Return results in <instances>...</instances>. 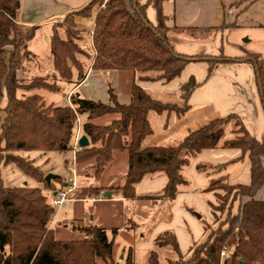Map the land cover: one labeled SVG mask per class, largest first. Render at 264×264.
<instances>
[{"label":"trees","instance_id":"16d2710c","mask_svg":"<svg viewBox=\"0 0 264 264\" xmlns=\"http://www.w3.org/2000/svg\"><path fill=\"white\" fill-rule=\"evenodd\" d=\"M163 4L164 0H148L144 5L142 0H93L84 9L69 14L62 23L53 25L50 37L52 81L41 76L27 85L18 78V73L28 57H36L29 45L39 27L19 24L20 0H0V101L4 92L8 98L6 108L2 110L0 106V112L5 113L4 118L0 116V167L15 164L27 176L44 182L46 188L55 191L54 183L45 182V175L33 161L15 153L73 151L78 118L87 116L82 134L87 136L90 145L75 152L74 160L78 165H90L94 171L92 175L99 177L113 161L115 152L127 151L128 170L120 188L123 197L134 199V186L145 175L163 172L168 177L163 197L174 200L179 187L188 183L183 170L190 158L204 150L218 148L224 126L234 118L240 136L223 147L238 149L241 158H249L250 184L230 185L224 176L211 180L208 191L215 192L216 199L223 204L220 208L211 204L214 224L220 220L216 211L221 212V216L226 212V220L215 229L209 225L207 239L195 243L188 258L181 255L173 232L160 234L155 244L159 248L169 247L179 255L178 260L168 264H264V201L255 199L264 186V142L253 138L238 118L229 116L215 120L189 133L176 146L144 149L143 142L152 133L149 114L175 112L180 116L185 114L187 105L184 109L163 104L135 83L128 105L118 101L112 88L108 90L110 104L87 100L77 94L72 95L71 106L46 104L37 93L18 96L22 89L58 90L56 81L61 79L77 86L85 80L90 66L97 71L154 72L159 74L158 79L170 82L179 77L192 60L209 65L208 77L219 64L234 61L222 54L192 58L177 54L167 39L169 28ZM150 7L156 12L155 24L147 16ZM96 8L99 10L94 16V29L89 32L90 39H86L94 52L91 55L79 44L86 31L78 30L76 17L89 19ZM246 54L257 68V84L264 106V62L258 54L250 51ZM198 86L193 77L181 86L185 104ZM112 115L117 118L108 125L95 123L97 119ZM208 169L206 165L197 167L200 172ZM57 179L63 182L61 177ZM83 189L81 195L84 197L106 196L105 189ZM218 190L225 191L224 200L232 199L228 208L223 207L226 202ZM243 198L247 199L245 203L241 202ZM234 204L238 206L236 213L233 212ZM54 214L55 208L41 189L5 187L0 168V264H135L132 248L124 260L115 258L114 241L98 226L75 227V232L84 236L79 240L57 239L55 231L49 228ZM146 264H161L156 250L149 252Z\"/></svg>","mask_w":264,"mask_h":264},{"label":"crops","instance_id":"0c3cea01","mask_svg":"<svg viewBox=\"0 0 264 264\" xmlns=\"http://www.w3.org/2000/svg\"><path fill=\"white\" fill-rule=\"evenodd\" d=\"M92 1L20 0L17 20L19 24L24 26L39 27L37 33L45 31L42 40L50 45L53 25L61 23L69 14L84 9ZM147 1L142 0V5ZM163 10L167 17L166 25L169 28L167 39L177 54L189 58L218 57L222 54L234 61L219 64L213 74L208 77L209 65L206 62L192 60L187 64L182 74L170 82L158 79L159 74L154 72L97 71L90 66L86 70L85 80L74 86L70 93L75 94V91L81 89L88 81H94L97 86H101L99 76L107 74L115 80L113 82L115 88L117 84L122 85V82L125 85V96L118 97L114 92L121 104L128 105L130 103V92L135 83L141 86L153 99L163 104L175 105L184 109L187 105L185 114L180 116L175 112L149 114L152 133L144 140V149L176 146L189 133L197 131L215 120L226 119L229 116L238 118L253 138L264 142V106L257 84V68L254 62L247 58L246 54L247 51L258 54L264 62V0H164ZM94 16L95 11L89 19L76 17L80 30L92 32L94 27L87 30L83 25L88 21L94 26ZM147 16L151 22L156 23V12L152 7L148 8ZM32 52L36 57L39 56L36 51ZM88 52L91 55L94 53L93 50ZM43 68V64L38 67L40 72L43 71ZM192 77L195 78L199 86L191 94L188 103L185 104L181 97V86ZM116 90L118 89H113V91ZM104 103H111L109 94L108 100H104ZM82 117L87 118L86 116ZM116 118H110V123ZM82 136L81 128L80 138ZM239 136L236 120H231L224 126L218 148L204 150L197 156L190 158L189 164L183 170V175L187 182H189L188 179L191 181L189 183H192V188H187V185L179 187L175 199L169 200L177 208L174 220L170 224L159 225L154 235L163 231H170L175 234L180 250L184 248L183 245L190 247L196 243L201 231L197 229L193 236L192 228H190L191 232L187 231L189 225L194 227L195 223L191 214L183 209L182 203L189 198L200 199L202 192L208 191L210 182L215 177H226L230 185L250 184L251 163L249 158H241L242 153L238 149L223 147L226 142ZM262 162L264 167V158ZM119 164H123L125 178L129 164L127 151L115 152L113 161L103 171L108 186L97 188L105 189L106 197L101 195L93 198H78L72 201L76 204L93 202L109 206L111 210L109 217L114 220V224L108 225V221L103 215L97 216V214L90 213L87 218H84L86 223L83 226H98L104 228L107 234L109 230H114L118 236H124L128 248L113 240L115 258L122 261L131 248L129 232L125 228L126 223L129 222L126 216L129 206L137 199L145 203L150 201L153 204L157 203L155 201L158 200H168L163 197L168 177L163 172L145 175L141 182L134 186L136 197L127 199L123 197L120 191L123 185L111 186L113 181L122 175H116ZM242 164H244L243 167H241ZM199 165H206L209 169L200 172L197 170ZM78 167L79 165L76 164V170ZM216 169L218 172H216L217 176L214 177L213 174ZM209 171L210 173H208ZM89 177L88 175L87 179ZM62 185L65 187L67 183L64 181ZM59 190L60 188L53 191V196ZM108 192H111V195H107ZM255 199L264 201V186L258 191ZM246 201L245 198L242 203ZM76 218L81 220L82 217L76 214ZM180 225H183L184 228ZM64 227L68 228L67 225ZM181 237H183L184 242ZM121 254L123 259L119 258Z\"/></svg>","mask_w":264,"mask_h":264},{"label":"rangeland","instance_id":"374dc122","mask_svg":"<svg viewBox=\"0 0 264 264\" xmlns=\"http://www.w3.org/2000/svg\"><path fill=\"white\" fill-rule=\"evenodd\" d=\"M103 7V6H102ZM99 10V8L95 9V13ZM64 21V20H63ZM62 21V22H63ZM61 22V23H62ZM57 24V23H56ZM83 27L87 30L92 29L93 23L86 22ZM78 30L80 28L78 27ZM45 31H41L37 33L36 37L31 41L29 45V50L36 51L39 56L38 57H28L27 61L24 64V67L19 71L18 78L22 81L23 84H29L31 81L36 77H48V80L52 81L51 76L53 73V67L51 64V47L50 45L46 44L42 40V35ZM86 39H90V34L88 32H84L82 37V41L79 44L84 48L86 51H91L92 46ZM87 61V60H86ZM88 64V61L85 62ZM43 64L44 68L43 71L40 72L38 69L39 65ZM99 79L101 80V86H97V83L94 81L87 82L81 89L75 91V94L81 96V98L92 100V101H99L104 103V100H108V90L109 88L118 89L115 92L116 95L125 96V85L122 82V85L114 86V79H111L109 75H100ZM59 89L55 91H47V90H24L18 92V96L26 97L28 95L37 93L42 96L43 100L46 104H53L55 106L60 105H69L71 106L72 103V94L70 90L74 87L73 84L69 83L65 79H61L56 81ZM121 82V81H120ZM119 82V83H120ZM8 98L7 93L4 92V96L0 101L1 109L4 110L7 106ZM0 116L4 118L5 113L4 111L0 112ZM87 117V116H86ZM116 115L106 116L95 121L98 125H108L110 124V118H116ZM82 116L78 118L77 128L81 127L87 121V118H83ZM231 120H235L232 118ZM230 120V121H231ZM76 137V136H75ZM74 148L72 150H67L64 152H39V151H31V152H19L15 153V155L20 156L21 158L26 159L27 161H33L36 167H39L42 173L45 175V182L46 176L48 174L55 175L57 177H61L62 181L68 183L73 175L70 173V169L76 167L75 152L79 150L80 147H75V140H74ZM74 152V153H73ZM115 154V153H114ZM244 164L241 165L243 167ZM1 177L3 180V184L7 188H16V187H24L28 186L30 188H39L42 190L43 194L47 197L48 201L51 202L53 198V190L48 189L51 187L46 188L44 182L40 183L36 181V179L27 176L18 166L15 164L10 165H2L1 167ZM232 169V168H231ZM93 168L88 164H81L76 170V177L75 180L77 181L78 188L74 193L73 198L78 199L84 197L81 195L82 190L84 187H104L106 185V176L105 174L101 173L99 177H94ZM116 175H119L115 181H113L112 187L122 186L125 182L124 178V167L123 164H119L116 170ZM218 170H214L213 176H217ZM220 172V171H219ZM210 173V171L208 172ZM90 176L87 179V176ZM212 175V174H211ZM216 178V177H215ZM189 182H191L188 179ZM63 182H59V180L52 179L50 184L54 183L55 189H61ZM187 183V188H192V183ZM53 188V189H54ZM110 190V189H108ZM217 193L222 198L226 204L223 206L228 208L231 205V198L228 197L226 200V193L224 190H218ZM106 197V196H105ZM86 198V197H84ZM245 199V198H243ZM242 199V201H243ZM241 201V202H242ZM157 203H152L148 201L147 203L137 199L131 206H129L127 211V219L128 223H126L127 231L129 232L131 245L130 247L133 249L134 253V262L135 264H146L147 256L150 251L156 250L159 253V261L161 264H168L170 261H176L179 259V255L174 253L171 248L169 247H157L155 244L156 237L159 234H163L164 231H160L162 233L155 234V231L158 229V226L161 224H170L172 220H174L175 213L177 212V208L174 207V203L169 200H158L155 201ZM211 204H215L218 208H220L222 204L221 201L216 199L215 192L206 191L202 192L200 199L189 198L188 200L182 203V207L187 213L191 214V217L195 223L194 227L190 224L188 232H191L192 228V236L195 234L194 231L197 229L201 231V235L196 240V243L204 242L208 237V230L206 228L210 225L211 229H215L218 227L220 222H224L226 220V212L224 215L221 216V212H217V216L220 217L219 222L214 224V215H213V208ZM237 204H234L233 212H237ZM217 208V209H218ZM92 213L97 214V216H105L106 220L108 221V225L114 224V220H112L109 216H111V210L107 204H95L93 202L90 203H80L76 204L74 201H69L68 203L60 206L55 207V214L51 223L49 224V228L55 231V236L59 240H79L84 238L78 232H75L74 228L85 225L86 221L84 218H87L89 214ZM76 214L81 216V220L76 218ZM68 226L66 229L64 226ZM180 227L184 228L183 225ZM223 227H226L223 225ZM186 230V228H185ZM166 232V231H165ZM108 236L111 240H116V242L121 244L122 246L129 247L125 241V237L122 235L115 234L114 230L108 231ZM182 241L184 242L183 237ZM192 242V241H191ZM194 246L190 245V247H185L183 245V249L181 250V255L185 258L190 256V250ZM122 254L120 255V257ZM119 257V258H120Z\"/></svg>","mask_w":264,"mask_h":264},{"label":"built area","instance_id":"2783aa9c","mask_svg":"<svg viewBox=\"0 0 264 264\" xmlns=\"http://www.w3.org/2000/svg\"><path fill=\"white\" fill-rule=\"evenodd\" d=\"M80 132H81V127H78L75 138V147H79L78 141L80 139ZM70 173L73 175V178H71L67 183V185L64 188L60 189L52 198L51 204L54 208L60 207L66 204L67 202L74 200L73 196L78 188L77 181L75 180V177L77 175L76 168L75 167L71 168ZM224 255H226V252L223 253V256Z\"/></svg>","mask_w":264,"mask_h":264},{"label":"water","instance_id":"95a60500","mask_svg":"<svg viewBox=\"0 0 264 264\" xmlns=\"http://www.w3.org/2000/svg\"><path fill=\"white\" fill-rule=\"evenodd\" d=\"M134 1H135V0H134ZM78 145H79L80 148L88 147V146L90 145V141H89V139L87 138V136L83 135V136L79 139V141H78ZM56 178H57V176L52 175V174H48V175L46 176V181H47V183L50 184L51 180H52V179H56ZM107 195H111V192H108ZM120 259H123V256H121Z\"/></svg>","mask_w":264,"mask_h":264}]
</instances>
